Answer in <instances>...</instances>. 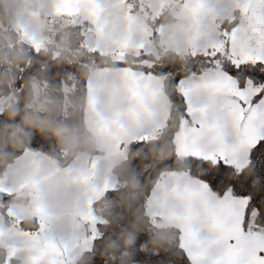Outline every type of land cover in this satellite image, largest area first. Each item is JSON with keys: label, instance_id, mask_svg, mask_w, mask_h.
I'll list each match as a JSON object with an SVG mask.
<instances>
[{"label": "trees", "instance_id": "16d2710c", "mask_svg": "<svg viewBox=\"0 0 264 264\" xmlns=\"http://www.w3.org/2000/svg\"><path fill=\"white\" fill-rule=\"evenodd\" d=\"M145 1L127 0L136 6L130 13L146 15L153 50L105 53L86 45L92 24L80 18L44 22L40 32L47 39L42 47L35 46L14 28L13 11L0 0V178L28 150L45 154L62 166L78 153L102 152L85 122L87 83L96 69L130 67L160 76L171 102L167 122L157 135L130 142L127 158L113 167L119 184L95 201L102 218L99 236L76 264H151L150 257L156 255L166 257L170 264L187 261L175 226L158 225L147 206L164 173L190 171L175 147L186 110L179 84L197 79L219 61L205 54L163 49L157 26L174 16L167 9L151 17L145 13ZM168 159L172 164L161 167ZM191 172L193 178L201 175L198 168ZM20 200L0 192V208ZM0 264L19 263L9 260L0 247Z\"/></svg>", "mask_w": 264, "mask_h": 264}, {"label": "snow or ice", "instance_id": "6c2138e0", "mask_svg": "<svg viewBox=\"0 0 264 264\" xmlns=\"http://www.w3.org/2000/svg\"><path fill=\"white\" fill-rule=\"evenodd\" d=\"M239 10L240 23L218 35L221 50L204 53L219 61L212 95L221 108L194 110L182 90L177 154L190 171L186 188L170 193L182 211L169 219L187 261L171 264H264V0H243ZM150 260L170 264L160 255Z\"/></svg>", "mask_w": 264, "mask_h": 264}, {"label": "rangeland", "instance_id": "374dc122", "mask_svg": "<svg viewBox=\"0 0 264 264\" xmlns=\"http://www.w3.org/2000/svg\"><path fill=\"white\" fill-rule=\"evenodd\" d=\"M4 2L13 11L14 28L37 47H42L47 38L40 30H33L35 25L37 29L49 20L52 23L57 19L71 22L82 19L80 0ZM179 2L182 4L176 5ZM242 2L147 0L148 8L144 10L151 17H159L167 9L168 14L174 17L187 13L194 25L191 29H182L184 32L179 42L188 40L189 50L181 54L193 55L204 54L212 48L221 50L218 35L225 29L231 31L240 23ZM113 3L129 11L136 7L127 0H115ZM33 10L41 15L37 22H34ZM24 13L28 17L22 19ZM89 39L88 34L85 42L88 47ZM127 152L128 148L123 157H127ZM98 154L78 153L72 162L62 166L45 154L28 150L9 165L0 178V192L21 198L0 208V247L9 260L15 259L19 264H76L81 254L92 248L102 221L95 201L119 184L112 171L113 161H100Z\"/></svg>", "mask_w": 264, "mask_h": 264}, {"label": "crops", "instance_id": "0c3cea01", "mask_svg": "<svg viewBox=\"0 0 264 264\" xmlns=\"http://www.w3.org/2000/svg\"><path fill=\"white\" fill-rule=\"evenodd\" d=\"M114 1L80 0V17L92 24L90 48L106 53L152 51L146 15L132 14L116 6ZM34 10V22H37L41 15L35 14ZM192 25L187 13H179L171 21L160 23L157 32L163 49L180 53L189 50L190 42L186 39L179 42V38L184 32L182 29H191ZM42 26L40 24L36 29L35 25L33 30L37 32ZM221 75L218 69L211 68L203 71L197 79L182 80L179 87L181 92L187 93L188 106L194 110H219L223 100L213 96L212 90L218 85ZM170 109L171 102L160 76L130 67H118L96 69L88 79L85 122L102 151L97 155L100 161L110 159L113 167L127 158L123 156L130 142L157 135L166 124ZM179 129L175 135L177 152H180L176 141ZM187 176L184 172L170 171L157 182L147 211L159 224L174 226L169 218L180 215L182 209L170 193L183 191L187 186Z\"/></svg>", "mask_w": 264, "mask_h": 264}, {"label": "built area", "instance_id": "2783aa9c", "mask_svg": "<svg viewBox=\"0 0 264 264\" xmlns=\"http://www.w3.org/2000/svg\"><path fill=\"white\" fill-rule=\"evenodd\" d=\"M26 17H28V14L27 13H24V14L21 15V18L22 19H25Z\"/></svg>", "mask_w": 264, "mask_h": 264}]
</instances>
